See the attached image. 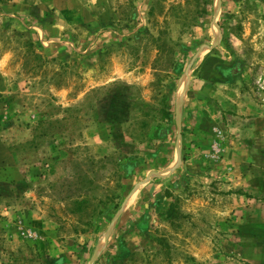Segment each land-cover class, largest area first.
Masks as SVG:
<instances>
[{"label": "rangeland", "instance_id": "rangeland-1", "mask_svg": "<svg viewBox=\"0 0 264 264\" xmlns=\"http://www.w3.org/2000/svg\"><path fill=\"white\" fill-rule=\"evenodd\" d=\"M77 3L0 0V264H264V0Z\"/></svg>", "mask_w": 264, "mask_h": 264}, {"label": "crops", "instance_id": "crops-1", "mask_svg": "<svg viewBox=\"0 0 264 264\" xmlns=\"http://www.w3.org/2000/svg\"><path fill=\"white\" fill-rule=\"evenodd\" d=\"M214 1L223 2V0H213V2ZM97 2L98 4H100L101 2H104V0H97ZM74 4H75V0H47V18L49 17L50 19H52L51 23L50 21L47 22V29L48 30L55 29V30H58L60 33H64L63 29L65 27L66 19L72 18L74 15H75L74 16L75 18H78L79 16L80 6L78 3L75 5ZM102 12H103V9H102ZM213 17H214V13H213ZM213 23H214V20L212 19V22H211L212 26H214ZM210 48H211V45H210ZM201 60L199 61V64H201L200 65L201 70L204 69L205 66L209 65V74H211L212 70H214L213 60L211 58H209L208 60L207 56Z\"/></svg>", "mask_w": 264, "mask_h": 264}, {"label": "water", "instance_id": "water-1", "mask_svg": "<svg viewBox=\"0 0 264 264\" xmlns=\"http://www.w3.org/2000/svg\"><path fill=\"white\" fill-rule=\"evenodd\" d=\"M217 4L219 5L220 2L217 1ZM217 11H218V10H217ZM216 13H217V12H216ZM177 112H178L177 115H179V114H180V105L177 106ZM107 238H108V236L105 237V240H106ZM93 259H94V258L91 259V261L89 262V264H91V263L93 262Z\"/></svg>", "mask_w": 264, "mask_h": 264}, {"label": "trees", "instance_id": "trees-1", "mask_svg": "<svg viewBox=\"0 0 264 264\" xmlns=\"http://www.w3.org/2000/svg\"><path fill=\"white\" fill-rule=\"evenodd\" d=\"M76 204L78 205L77 210H78V211L81 210L82 201H79V202H77ZM172 211H173V210L171 209V211H170V212H171V215H172ZM170 212H169V213H170ZM171 215H170V216H171Z\"/></svg>", "mask_w": 264, "mask_h": 264}]
</instances>
